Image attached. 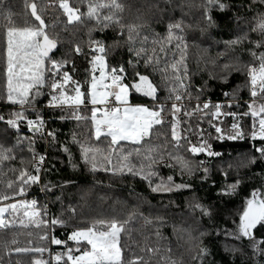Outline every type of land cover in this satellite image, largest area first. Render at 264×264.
<instances>
[{
  "label": "snow or ice",
  "instance_id": "obj_1",
  "mask_svg": "<svg viewBox=\"0 0 264 264\" xmlns=\"http://www.w3.org/2000/svg\"><path fill=\"white\" fill-rule=\"evenodd\" d=\"M2 2L3 0H0V11H3ZM256 2L264 8V0H256ZM81 4L86 5V11H81L79 6ZM163 5V7L159 3L152 5L159 13V22L166 24V34L161 36L160 33L152 30L144 32L146 27L144 23L125 22L123 18L125 6L120 0H75V5L70 3V0H58V7L63 10L68 25L86 26L88 22H95V26L89 27L87 32L88 53H85V49L79 43L72 49L76 55L90 56V82L86 90L87 96L90 97L93 106L104 105L103 109L94 107L90 118L78 112V107L84 104L86 92L82 90L83 84L75 80L69 71V68L75 71L74 62L66 58L56 59L59 38L54 33V29L57 26L51 25L53 33L50 34L49 25L43 19V12L47 7L43 4V0L41 5L36 2L25 5L30 8V14L38 24L16 27L12 23L11 13L6 14L4 52L6 90L0 99L17 110L10 112L7 117L0 114V122L6 125L0 130V137L6 138L8 130L12 129L15 131L16 139L11 147L0 143V173H4L6 162L16 160V151L22 153L25 150L30 155L29 163L32 165V171H28L26 167L17 170L9 166L8 171L18 172V175L16 180H10L5 185L6 188L13 190V195L0 194V230L14 228L17 224L24 228L43 227L47 232L41 239L48 240V232L53 231L56 226L62 228L70 226L69 221L63 218V214L59 217L50 216L47 205L38 206L36 199L5 203L13 200L17 195L25 196L26 188L40 184L41 191L55 197L54 202L63 204L64 192L73 182L61 183L48 180L47 183H42L41 172L51 173L55 169V164L51 167L46 166L45 162L49 157L46 152L36 151L37 137L45 140L47 147L65 154L73 169L87 168L93 174L103 171L109 173L111 177L121 179L125 176L139 178L147 183L152 193L156 194L192 190V184L183 182V177H192L197 171L201 173L202 180L208 179L210 170L203 160L193 162L181 153L187 151L192 156L206 154L208 157L222 155L213 151L199 123L203 122L204 118H208L209 126L215 128L216 133L219 134L216 138L223 139V129L212 121L219 120L221 116H232L234 120L237 118L236 112L222 111V109H231L232 101H237L236 106L239 107L240 89L237 88L232 93H224L225 97L229 98V103L226 105L213 104L210 100L200 102L206 88H195L189 75L186 53L190 46L188 32L193 29V25L183 19L188 15V12L184 11L185 8L196 7L202 10L204 26L201 27L199 22L195 25V29L201 34H209L208 39L202 42L210 43L211 47H223V51H217L215 58L208 55L209 49L203 50L213 64L221 57L225 58L226 62L221 65L223 80L227 82L228 74L232 71L245 72L252 99L247 104L249 111L243 115L253 117L252 140L259 139L264 142V10H257L256 3L231 4L226 0H203L200 4H194L191 0H163ZM177 8L181 12L180 19H175L172 15ZM215 11L225 15L231 12L229 22L236 26L238 34L234 33L233 38L230 39L212 40L210 30L217 27ZM242 12L252 13L251 18L241 15ZM109 28L117 32V39L112 45L94 38L95 31ZM253 35L257 38L253 39ZM245 44L251 45L248 50V55L252 58L251 63L243 62L241 57L235 54L237 47ZM118 47H126L131 59L109 66L108 57ZM125 65L133 69L131 74L128 73ZM140 66L160 75L168 91V95L163 100L159 96L158 86L149 75L139 71ZM97 72L99 76L96 75ZM129 75L131 83L126 82ZM108 81L110 84L107 83ZM45 86L50 89V99L46 107L53 110L71 107L72 119L76 121L90 119L91 138L97 142H102L101 138H103V141L107 142V148H101L90 142H81L73 133L70 144L79 146L78 165L74 160L70 144L58 141L57 131L48 129V121L37 107L42 95L41 90ZM69 86L73 95H69ZM133 92L142 95L149 103L133 104L130 100ZM193 100H195L194 105H192ZM60 119L65 117L61 116ZM193 119L197 121L196 127L191 123ZM22 125L26 126L32 136L20 135ZM165 127L168 129L167 133L163 131ZM231 128L232 131L227 139L243 137L244 133L239 123L233 122ZM193 134L199 136L198 143H192L190 137ZM161 137L164 140L163 144H153L154 139L159 140ZM122 142L136 147L126 150ZM255 152L258 156H250L246 162H242L243 167L255 165L258 160L264 162V145L255 148ZM134 158L137 160L136 163L133 162ZM20 163H25L22 157ZM160 166L170 169L178 167L182 182L176 183L172 175L162 177ZM228 175L227 170L223 171L225 183L217 192L220 198L236 195L240 186L239 178L234 182H227ZM57 191L61 194L57 195ZM193 199L194 202L188 205L190 211L198 212L201 218L208 217L211 220L215 210ZM147 203L148 201L140 196L137 205L125 219L96 220L90 226L72 230L66 240L58 239L53 235L50 241L52 244L65 246L64 251L57 252L52 257L54 264H184L183 260L178 261L172 257L171 244L163 233L167 221L160 215L153 216L151 211L148 215L140 211V207ZM70 211L75 213L76 209L72 207ZM137 220H142L145 227L150 226L151 233L144 235L145 243L142 246L137 245L139 252H134L130 247L126 248L122 245L121 240L122 236L125 238L129 236L131 232L129 225ZM238 220V223L233 220L236 225L234 229H214L215 235L237 242L225 246V251L232 254L243 253V245L247 241L252 253V264H264V237L257 238L256 234L259 229H264V193L259 190L251 193V198L246 200ZM172 231L174 234L184 233L188 242L193 245L190 249L192 260L197 264H205L206 258L211 253L204 245L203 239L211 233L199 231L198 236L194 237L190 231L177 225H172ZM177 238L181 237L178 235ZM69 241L74 242L75 247H69ZM126 250L130 253L128 258H125ZM15 251L43 254L49 249L17 248ZM34 264H49V261L36 259Z\"/></svg>",
  "mask_w": 264,
  "mask_h": 264
},
{
  "label": "trees",
  "instance_id": "obj_2",
  "mask_svg": "<svg viewBox=\"0 0 264 264\" xmlns=\"http://www.w3.org/2000/svg\"><path fill=\"white\" fill-rule=\"evenodd\" d=\"M31 2H36L41 5V0H3L2 8L0 11V97H2L6 90V76H5V44H6V27L7 19L6 14L11 13L12 23L16 27H26L32 24H38L34 20V17L30 14V8L25 5ZM125 6L123 18L127 23H144L146 25L144 32L150 30L160 33L161 36L166 34V24L159 22V13L153 4H161L163 7V0H120ZM194 4H200L203 0H191ZM231 4L240 3H256L257 10H264L262 6L256 2V0H226ZM70 3L75 5V0H70ZM43 4L47 5L43 12V19L45 23L49 25L50 34L53 33L51 25H56L54 33L59 38L58 50L56 51V59L66 58L75 64V71L69 68V71L73 75L75 80L80 81L83 84L85 92L90 82V56L76 55L72 49L75 44L79 43L81 47L85 49V53H88L86 42L88 41V28L94 27L95 22H88L86 26L68 25L67 18L63 14V10L58 7V0H43ZM81 11H86V5L81 4ZM170 11V9H168ZM185 12H188L187 16L183 19L186 23L192 24L193 29L189 30V49L186 53V63L189 70V75L192 84L195 88H206L205 93L201 96L200 101L209 98L211 100H220L222 104L229 103V98H226L224 93H232L237 88L240 89L238 93V100H240L239 107L236 106L237 101H232L233 107L231 109L224 108L222 111H232L237 113V123L243 130V139H227L228 134L232 131V123L234 118L232 116H226L225 120L217 121L213 120L212 123L217 126L221 125L223 129L224 138L217 139L219 135L216 133L215 128L210 127L208 118H204L203 122L199 123V127L204 130V136L208 139L212 149L216 152H220L222 155L219 157H208L206 154H200L199 156H192L187 151H183L181 154L193 160V162L203 160L205 166L209 168L208 179L202 180L201 173H197L192 176H184L183 182L192 184V190H185L182 193L172 194H156L152 193L146 182L139 178H133L131 176H125L124 178L111 177L109 173L100 171L95 174L89 172L87 168L77 167L73 169L68 163L65 154L56 151L54 148H49L45 144V140L36 138V151L38 153L47 152L48 160L46 166L51 167L55 164V169L51 173L43 172L42 181L47 183L48 180L53 182L72 181L64 192L63 204L60 202H54L55 197L51 194L39 195L35 186L26 188L25 196H15L14 199H28L30 196H40V200L48 202L51 207L52 215L57 217L63 214V218L69 221V227L62 228L59 225L51 232H48L49 239L43 240L41 237L47 232V229L41 227L36 228L30 226L24 228L17 224L14 228L6 230H0V264H34L36 259H42L41 254L35 252L17 253V248H35V247H47L51 244V237H59L66 240L70 232L76 228H82L90 226V224L99 219L110 220L112 218L123 220L127 217L128 213L137 205L138 197L142 196L148 201L140 207V211L145 215H148L151 211L153 216L160 215L165 221L167 226L164 227L163 233L168 238L172 248V257L176 260H183L184 264H197L192 260L190 249L193 245L188 242L187 236L184 233L174 234L172 231V225L182 226L184 229L190 231L192 235L198 236L199 231H207L211 233L203 239L204 245H206L211 253L206 258L205 264H252V253L247 245V241L243 245V253L237 252L232 254L225 251L226 245H232L237 243L230 239H225L223 236H216L214 229L216 228H228L234 229L236 225L233 220L238 223V217L241 213L244 204L247 199L251 198V193L254 189L264 193V162L257 161V164L250 167H243L242 162H246L252 155H257L255 148L264 145V142L259 139L252 140L251 133L253 131V117L251 115H243L248 112V101L251 98L249 87L247 86V77L244 71H232L228 74L227 82L222 78L221 65L226 62L224 57H221L215 64L208 59V55L212 58L216 57L217 51H223L222 46L211 47L210 43H203L208 39L209 34H201L198 29H195V25L199 22L203 27V13L201 9L193 7L191 9L185 8ZM175 19L181 18V12L177 8L172 13ZM232 13L227 15L218 11L214 12V18L217 22V27L210 30L212 40L230 39L233 38V34L236 33V26L230 23ZM241 15H247L251 18L252 13H244ZM166 20L167 17L165 16ZM66 29V30H65ZM238 34V33H236ZM94 38L104 40L107 45H112L113 41L117 39L116 30L109 28L104 31H95L93 33ZM193 37L196 39L194 40ZM256 39L255 35L252 37ZM251 45L245 44L237 47L235 54L241 57V60L245 63H251L252 58L248 55V50ZM209 49V54L204 53V49ZM175 51V49H173ZM168 58H171V52L168 54ZM179 54L177 53V59ZM131 59L127 52L126 47H118L108 57L109 66L118 65L122 61ZM129 74L133 69L125 65ZM139 71L142 74H147L150 79L158 86L159 96L161 100L168 95L167 89L161 80L158 73L152 72L151 69H144L143 66L139 67ZM217 77V78H212ZM131 83L130 75L126 81ZM71 86H69V95H73L71 92ZM42 95L39 98L37 104L44 115V118L48 121V129H55L58 134V141L61 143L68 142L70 144L73 133L76 134L77 139L81 142H90L94 145H98L101 148H107V142H97L91 138L92 124L90 119L76 121L71 118L72 108L49 109L47 112L41 109L50 99V89L45 86L42 90ZM193 95H195V89H193ZM90 98L86 95L84 97V104L78 107L80 115L90 118L91 106L89 105ZM131 102L134 103H149V101L142 95L135 92L130 97ZM195 104V100L192 101V105ZM17 110L14 106H10L5 100L0 99V114L7 115ZM64 116L65 119H60ZM34 118V117H33ZM193 127H196L197 121L193 119L191 121ZM6 125L0 122V130L4 129ZM164 133L168 132L167 127L163 130ZM20 135L32 136V133L28 131L26 126H21ZM16 139L15 131L9 129L6 138L0 137V143H4L6 147L14 145ZM192 143H198L199 136L193 134L190 137ZM164 140L161 137L159 140H153V144H163ZM122 146L126 150H132L134 147L127 142H122ZM75 162L79 165V146L70 144ZM170 147V145H169ZM16 160L6 162L4 165V173H0V194L13 195V190L6 188V184L10 180H16L18 175L8 171L9 166L16 168L17 170L27 168L28 171H32V165L29 163L30 155L25 150L24 152L16 151ZM21 157L25 163L21 164ZM133 162L137 160L134 158ZM229 165L231 168L229 169ZM227 170L228 180L227 182H234L237 178L241 180L240 186L236 195L231 197L220 198L217 196V192L220 187L225 183L223 171ZM160 175L167 177L169 175L174 176L176 183H181V173L179 168H168L160 166ZM16 185H14V188ZM61 193L57 191V195ZM208 205L215 211L213 218L210 220L208 217H200L199 213H192L188 207L190 202H194V199ZM172 201V203H169ZM7 202V201H6ZM76 209L75 213L70 211V208ZM131 232L127 238L122 236V245L126 248L130 247L132 251L139 252L137 245L142 246L145 243L144 235L151 233V227H145L142 220H137L129 225ZM143 233V235L141 234ZM257 238L264 237V229L257 231ZM178 235L181 238H177ZM15 241V243L13 242ZM69 247H75L74 242H68ZM65 250V246L63 251ZM78 254V253H76ZM130 253L125 251V258H128ZM54 264V262H53Z\"/></svg>",
  "mask_w": 264,
  "mask_h": 264
},
{
  "label": "built area",
  "instance_id": "obj_3",
  "mask_svg": "<svg viewBox=\"0 0 264 264\" xmlns=\"http://www.w3.org/2000/svg\"><path fill=\"white\" fill-rule=\"evenodd\" d=\"M208 100H210L213 104H216V103L222 104V101H220V100H211L209 98H206V99H204V100H202L200 102L203 103V102L208 101ZM47 103L48 102H46L44 105L41 106V109L44 110V112H47L50 109V108L46 107ZM109 103L111 104V99H110ZM101 107L104 108V105H101ZM66 108H69V107H66ZM225 118H226V116H221L219 118V120H217V121H224ZM237 120H238V118H236L234 120V122H237ZM43 153H45V152H43ZM45 163H47V161ZM42 177H43V172H41V180H42ZM42 183H43V181H42ZM34 186H35L36 190L38 191L39 195H44L45 196L46 193L41 191V185L40 184H34ZM39 198H40V196H30L26 200L31 201L32 199H36L38 201V206H43V205L46 204L48 209H49V215L51 216L52 212H51V207H50L49 203L45 202L43 200L41 201ZM56 238L60 239L59 237H56ZM61 240H63V239H61ZM45 248L49 249V251H46L43 254H41V257H42L43 260L49 261V264H53L54 261L52 260V257H54V255L57 252H62L63 248H64V245H59L58 246V245H54V244L51 243L49 246H47Z\"/></svg>",
  "mask_w": 264,
  "mask_h": 264
},
{
  "label": "rangeland",
  "instance_id": "obj_4",
  "mask_svg": "<svg viewBox=\"0 0 264 264\" xmlns=\"http://www.w3.org/2000/svg\"><path fill=\"white\" fill-rule=\"evenodd\" d=\"M240 100H238V102H239ZM251 102V99L248 101V103H250ZM90 105V104H89ZM91 106V105H90ZM95 106H97V107H99V106H101V105H95ZM102 108V107H101ZM103 109V108H102ZM219 127L220 128H222L221 127V125H219ZM238 139H240V138H238ZM243 138H241V140H242ZM214 151V150H213ZM44 183V182H43ZM254 190H257V189H254ZM253 190V191H254ZM18 201H20V199H13V200H10V201H7V202H5V203H15V202H18ZM79 254V253H78Z\"/></svg>",
  "mask_w": 264,
  "mask_h": 264
},
{
  "label": "crops",
  "instance_id": "obj_5",
  "mask_svg": "<svg viewBox=\"0 0 264 264\" xmlns=\"http://www.w3.org/2000/svg\"><path fill=\"white\" fill-rule=\"evenodd\" d=\"M96 75L99 76V72H97ZM107 83L110 84V81H108ZM89 98H90V97H89ZM89 103H90V105H91V113H92V109H93L94 107L102 109L101 106H99V107H97V106H93V105L91 104L90 100H89ZM132 103H133V104H145V103H134V102H132Z\"/></svg>",
  "mask_w": 264,
  "mask_h": 264
},
{
  "label": "water",
  "instance_id": "obj_6",
  "mask_svg": "<svg viewBox=\"0 0 264 264\" xmlns=\"http://www.w3.org/2000/svg\"><path fill=\"white\" fill-rule=\"evenodd\" d=\"M38 1V0H37Z\"/></svg>",
  "mask_w": 264,
  "mask_h": 264
}]
</instances>
